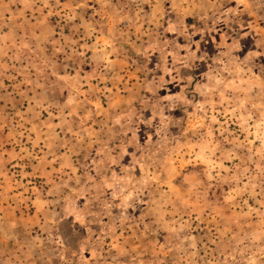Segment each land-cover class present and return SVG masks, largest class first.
I'll return each mask as SVG.
<instances>
[{"label":"rangeland","instance_id":"rangeland-1","mask_svg":"<svg viewBox=\"0 0 264 264\" xmlns=\"http://www.w3.org/2000/svg\"><path fill=\"white\" fill-rule=\"evenodd\" d=\"M0 64V264H264V0H0Z\"/></svg>","mask_w":264,"mask_h":264},{"label":"crops","instance_id":"crops-1","mask_svg":"<svg viewBox=\"0 0 264 264\" xmlns=\"http://www.w3.org/2000/svg\"><path fill=\"white\" fill-rule=\"evenodd\" d=\"M41 200H43V199L41 198ZM40 221L41 220H39V222L38 221L37 222L40 223ZM38 223H34V224L36 225ZM7 234L8 233L4 230V227L1 226L0 227V263L10 259V256L9 257L6 256L7 253H8L7 252L8 251L7 250V246H8V242L7 241H8L9 238H12V240H11L12 242L11 243L14 244V242H15V246H17L19 249L21 248V246H25L26 245V247L29 248V250L31 251V254L32 255H36V259H37L38 263L39 262L42 263L41 262L42 261L41 255L43 253V250H42V248L40 246L36 245V241L37 240L34 241L33 239H30V243L29 244L27 243V244H23V245L22 244L21 245H17L18 244L17 237H13L14 234H12L11 237H8ZM27 240H29L28 236H27ZM16 242H17V244H16ZM9 244H10V242H9ZM17 250H15V252ZM39 250L41 252V255L38 253ZM9 253H11V252H9ZM16 256H18V255L16 254ZM22 259H23V261H25V263L28 262V264L30 263V260H32L28 254Z\"/></svg>","mask_w":264,"mask_h":264}]
</instances>
